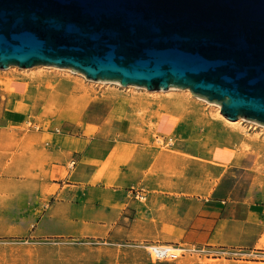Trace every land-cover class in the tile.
Listing matches in <instances>:
<instances>
[{
    "label": "rangeland",
    "instance_id": "374dc122",
    "mask_svg": "<svg viewBox=\"0 0 264 264\" xmlns=\"http://www.w3.org/2000/svg\"><path fill=\"white\" fill-rule=\"evenodd\" d=\"M38 72L0 70V154L38 169L0 181V264H264V133L184 93Z\"/></svg>",
    "mask_w": 264,
    "mask_h": 264
},
{
    "label": "water",
    "instance_id": "95a60500",
    "mask_svg": "<svg viewBox=\"0 0 264 264\" xmlns=\"http://www.w3.org/2000/svg\"><path fill=\"white\" fill-rule=\"evenodd\" d=\"M39 64L264 125V0H0V68Z\"/></svg>",
    "mask_w": 264,
    "mask_h": 264
},
{
    "label": "bare ground",
    "instance_id": "6f19581e",
    "mask_svg": "<svg viewBox=\"0 0 264 264\" xmlns=\"http://www.w3.org/2000/svg\"><path fill=\"white\" fill-rule=\"evenodd\" d=\"M12 69H20L23 72H30V71H33V70H38L39 71L38 74L44 73V71H47V70H50V69H54V70L63 72L64 74L65 73L66 74H74L76 76L84 77L87 81H89V83H92V84L94 83V84H99V85L103 84V85H106V86H116V87H119V88H122V89H125V90H132L134 93L135 92H145V93H147L149 95H152L154 97H158V96H160L162 94H165V95L169 96V95H171V94H173L175 92H176V94L177 93H179V94L180 93H184L186 95H190L192 97H195V98H197L199 100H204V101L210 103V105L212 104L213 105L212 109L215 110L216 115L218 117L224 119V122L226 123V125L228 127H230L231 129L239 130V131L245 132V133H249V129L250 128H254V130L252 129L253 132L249 133L253 137L254 136L258 137V136H260L261 133H264V125L263 124L258 123V122L253 121V120L243 119V118L232 120V119H230L229 117H227L226 115H224L221 112V105L219 103H216V102H213V101H209V100H206V99L201 98L199 96H196L187 88H178V87H173L172 86V87H170L167 90H162V89L161 90H149L145 86H139V85H133V84L121 85L118 81L90 79V78H87L83 73L77 72V71H75V70H73L71 68H62V67H58V66H54V65L39 64V65L31 66V67H20V66H17V65H11L8 68H0V70H2V71H9V70H12ZM187 97L190 98L189 96H187ZM255 125H257V126L255 127ZM252 139H254V138H252ZM255 139H257V138H255ZM250 145L252 146L251 142H250ZM73 164L74 163H72V165Z\"/></svg>",
    "mask_w": 264,
    "mask_h": 264
},
{
    "label": "crops",
    "instance_id": "0c3cea01",
    "mask_svg": "<svg viewBox=\"0 0 264 264\" xmlns=\"http://www.w3.org/2000/svg\"><path fill=\"white\" fill-rule=\"evenodd\" d=\"M4 157L6 156L0 154V181L3 182V184L14 179H34L36 173H38V169L30 165L32 158L29 154L17 157L15 160L12 159L13 156H10V159H8L7 162ZM48 176L51 177L50 172Z\"/></svg>",
    "mask_w": 264,
    "mask_h": 264
},
{
    "label": "built area",
    "instance_id": "2783aa9c",
    "mask_svg": "<svg viewBox=\"0 0 264 264\" xmlns=\"http://www.w3.org/2000/svg\"><path fill=\"white\" fill-rule=\"evenodd\" d=\"M175 246L173 244H159L152 243L146 246V249L150 256L155 260L160 261H175L182 257L185 253V248Z\"/></svg>",
    "mask_w": 264,
    "mask_h": 264
}]
</instances>
